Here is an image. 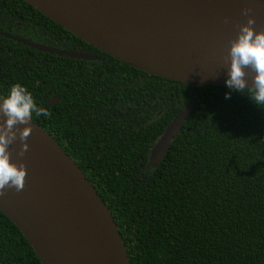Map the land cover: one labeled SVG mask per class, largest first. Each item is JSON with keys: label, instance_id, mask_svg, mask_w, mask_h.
<instances>
[{"label": "trees", "instance_id": "obj_1", "mask_svg": "<svg viewBox=\"0 0 264 264\" xmlns=\"http://www.w3.org/2000/svg\"><path fill=\"white\" fill-rule=\"evenodd\" d=\"M0 31L100 58L58 56L0 35V45L18 46L0 47L8 67L0 96L20 83L49 112L32 120L107 205L129 264H264V107L235 91L225 99L224 86L179 84L124 65L23 0H0ZM183 103L191 110L182 129L159 164L146 166ZM0 264H41L1 211Z\"/></svg>", "mask_w": 264, "mask_h": 264}, {"label": "water", "instance_id": "obj_2", "mask_svg": "<svg viewBox=\"0 0 264 264\" xmlns=\"http://www.w3.org/2000/svg\"><path fill=\"white\" fill-rule=\"evenodd\" d=\"M92 47L122 64L192 86L225 87L228 50L242 9L251 27L264 31V0H23ZM4 37L42 52L99 60L12 35ZM247 85L254 71L245 68ZM59 99L51 97L47 105ZM191 110L183 103L151 146L146 166L156 167ZM0 116V124L3 123ZM25 141L9 145L10 161L23 162V188L0 190V211L19 229L41 264H129L117 225L86 175L57 140L33 120ZM25 125H16L17 129ZM27 149L21 155V144Z\"/></svg>", "mask_w": 264, "mask_h": 264}, {"label": "clouds", "instance_id": "obj_3", "mask_svg": "<svg viewBox=\"0 0 264 264\" xmlns=\"http://www.w3.org/2000/svg\"><path fill=\"white\" fill-rule=\"evenodd\" d=\"M251 9H242L247 17V23L240 25L235 40L230 44L228 54L230 64L225 79V99L230 98L232 91L247 95L258 107H264V31H254V17L250 15ZM245 68L254 71L252 85L248 86L245 79ZM33 114L37 117L47 118L49 112L38 106L32 93L22 84H12L6 96H0V190L14 188L19 191L23 188L26 169L23 162L19 164L10 161L8 147L17 137L23 142L31 132L29 121ZM16 125H25L17 129ZM26 143L21 144V152L27 149Z\"/></svg>", "mask_w": 264, "mask_h": 264}, {"label": "flooded vegetation", "instance_id": "obj_4", "mask_svg": "<svg viewBox=\"0 0 264 264\" xmlns=\"http://www.w3.org/2000/svg\"><path fill=\"white\" fill-rule=\"evenodd\" d=\"M2 32L0 31V35L2 36V37H4L2 34H1ZM6 33H8V32H6ZM9 34H11V33H9ZM12 35H17V34H12ZM19 36V35H18ZM56 37V41H58V42H60V44L61 45H65V38L64 37H59V36H55ZM5 38H7V37H5ZM23 38V37H22ZM7 39H9V38H7ZM27 39V38H26ZM10 40H12V39H10ZM30 40V39H29ZM14 41V40H13ZM16 42V41H15ZM34 42H36V41H34ZM37 43H39V42H37ZM41 44H44V45H47V46H50L49 44H47V43H41ZM0 47L1 48H3V49H5V50H7L8 52H17V50H18V46L17 45H15V44H13L10 48H9V45L8 44H1L0 45ZM51 47H55V48H59V47H56V46H51ZM59 49H63V48H59ZM19 53H21V52H18V54ZM6 70H8V67H6V68H3L1 65H0V77L2 76V75H4L5 74V71ZM126 111L128 110L127 108L125 109Z\"/></svg>", "mask_w": 264, "mask_h": 264}]
</instances>
